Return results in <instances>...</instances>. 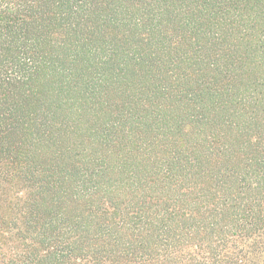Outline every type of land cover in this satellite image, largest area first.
<instances>
[{
    "label": "trees",
    "instance_id": "16d2710c",
    "mask_svg": "<svg viewBox=\"0 0 264 264\" xmlns=\"http://www.w3.org/2000/svg\"><path fill=\"white\" fill-rule=\"evenodd\" d=\"M0 264H264V0H0Z\"/></svg>",
    "mask_w": 264,
    "mask_h": 264
}]
</instances>
